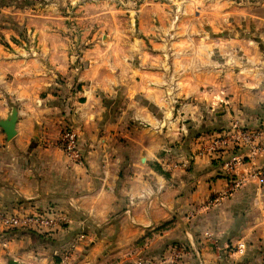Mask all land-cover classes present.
I'll return each instance as SVG.
<instances>
[{
  "label": "crops",
  "instance_id": "1",
  "mask_svg": "<svg viewBox=\"0 0 264 264\" xmlns=\"http://www.w3.org/2000/svg\"><path fill=\"white\" fill-rule=\"evenodd\" d=\"M8 64L0 59V119L10 112L9 101L15 103L18 119L13 139L7 140L0 128V210L53 206L67 222L43 235L11 231L7 248L0 249V264L9 259L19 264H142L143 252L147 264L150 260L169 264L166 259L171 258L172 246L184 244L188 248L176 264H264V175H241L245 181L230 189L236 175L222 168L227 159L241 157V147L192 156L187 168H169L173 162L164 172L153 167L168 161V149L189 151L184 146L186 122L184 128L181 121L189 120L188 110L198 113V104L182 103L179 109L170 110L161 102L163 125L147 113L149 121H160L158 127L154 123L129 125L118 133L124 128L120 122L103 129V109L94 99L93 87H85L86 97L75 119L79 148L85 156L84 164H78L45 142L48 125L59 121L60 108L51 99H39L16 84L11 86ZM15 64L21 67L20 62ZM15 72V76L21 73L17 68ZM170 74L157 76L158 91L147 85V99L153 104L164 97L192 101V96H199L201 80L187 81L177 68ZM227 84L226 80L213 81L211 99L227 97L231 91ZM244 93L238 92L246 100L238 118L254 122L262 114L259 102L264 91L247 97ZM226 108L223 105L221 112L225 113L216 125L226 122L230 115ZM121 136L124 141L119 140ZM197 147H192V155ZM263 160L259 157L255 163ZM251 162L244 161L238 170L250 171ZM80 234L86 237L74 247ZM238 243L245 245L242 253L235 251Z\"/></svg>",
  "mask_w": 264,
  "mask_h": 264
},
{
  "label": "rangeland",
  "instance_id": "2",
  "mask_svg": "<svg viewBox=\"0 0 264 264\" xmlns=\"http://www.w3.org/2000/svg\"><path fill=\"white\" fill-rule=\"evenodd\" d=\"M0 51V59L10 63L7 76L11 86L16 84L39 99H51L54 107L60 108L59 121L48 125L45 141L60 150L64 129L72 127L79 140L75 119L87 86L93 87L94 99L103 109V129L120 122L124 128L118 133L129 125L154 123L158 127L160 121H149L147 113L162 120L163 125L161 102L170 110L179 109L182 103L198 104L199 112L188 110L189 120L181 121L184 128L186 122L184 146L189 151L168 149V161L153 164L160 172L170 162L169 168H187L190 157L201 155L198 147L203 138L231 123L247 129L264 128V95L259 102L262 114L254 122L238 118L240 106L246 104L238 92L242 90L247 97L264 91V0H0ZM15 68L17 73L21 71L18 76L14 75ZM175 68L187 81L201 80L197 88L201 94L192 96V101L164 97L166 100L157 99V105L153 104L147 99V85L158 91L154 83L157 76L171 75ZM224 80L231 90L228 96L211 99L212 82ZM9 102L13 107L15 103ZM209 103L213 106L207 109ZM223 105L230 115L219 126L216 123L223 115ZM206 110L209 115H205ZM193 128L195 132L190 131ZM119 140L124 141V136ZM260 144L262 149L257 154L250 155L241 148L232 175H264V160L255 163L264 157V134ZM247 160L254 161L251 170H238ZM15 230L20 231L5 233L8 241V234ZM85 237L78 240V236L74 247ZM140 257L141 263L147 264V253ZM177 260L166 259L169 264Z\"/></svg>",
  "mask_w": 264,
  "mask_h": 264
},
{
  "label": "built area",
  "instance_id": "3",
  "mask_svg": "<svg viewBox=\"0 0 264 264\" xmlns=\"http://www.w3.org/2000/svg\"><path fill=\"white\" fill-rule=\"evenodd\" d=\"M264 134V128L259 129H247L241 128L237 123H231L225 129H221L219 132L209 134L203 138V142L200 143L198 150L201 155H216L221 151H225L229 147H241L246 148L247 152L257 154L261 152L260 138ZM60 148L63 151L67 159L78 163L84 164L85 156L82 153L78 145L77 134L68 127L64 129L59 138ZM240 157H232L222 163V168L227 173H232L236 168V165ZM245 181L244 177H236L231 179L230 189L240 186ZM67 222L65 215L60 214L54 209L48 210H0V247L6 249L8 246V240L5 238V233L11 229H27L38 233H50L53 232L63 224ZM84 234L79 235L78 240L84 238ZM188 246L175 245L172 247L171 259L177 260L181 257V254L187 250ZM245 248L244 243H238L235 247V251L242 253Z\"/></svg>",
  "mask_w": 264,
  "mask_h": 264
},
{
  "label": "water",
  "instance_id": "4",
  "mask_svg": "<svg viewBox=\"0 0 264 264\" xmlns=\"http://www.w3.org/2000/svg\"><path fill=\"white\" fill-rule=\"evenodd\" d=\"M18 119L17 108L13 106L7 117L0 119V128L6 135L7 140L12 139L16 135V122ZM7 264H19L15 259H9Z\"/></svg>",
  "mask_w": 264,
  "mask_h": 264
}]
</instances>
